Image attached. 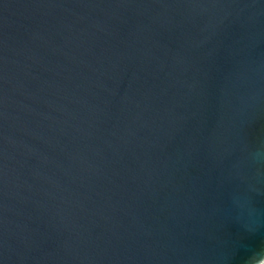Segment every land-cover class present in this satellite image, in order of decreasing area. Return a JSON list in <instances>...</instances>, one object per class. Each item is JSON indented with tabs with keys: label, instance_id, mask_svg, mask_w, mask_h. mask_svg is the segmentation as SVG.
Listing matches in <instances>:
<instances>
[{
	"label": "water",
	"instance_id": "water-1",
	"mask_svg": "<svg viewBox=\"0 0 264 264\" xmlns=\"http://www.w3.org/2000/svg\"><path fill=\"white\" fill-rule=\"evenodd\" d=\"M264 263V0H0V264Z\"/></svg>",
	"mask_w": 264,
	"mask_h": 264
},
{
	"label": "built area",
	"instance_id": "built-area-1",
	"mask_svg": "<svg viewBox=\"0 0 264 264\" xmlns=\"http://www.w3.org/2000/svg\"><path fill=\"white\" fill-rule=\"evenodd\" d=\"M262 264H264V263H262Z\"/></svg>",
	"mask_w": 264,
	"mask_h": 264
}]
</instances>
